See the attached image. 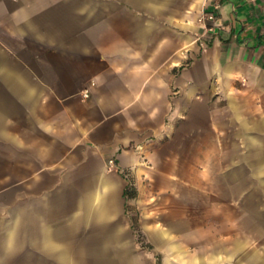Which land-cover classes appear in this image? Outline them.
Listing matches in <instances>:
<instances>
[{"label": "crops", "instance_id": "crops-1", "mask_svg": "<svg viewBox=\"0 0 264 264\" xmlns=\"http://www.w3.org/2000/svg\"><path fill=\"white\" fill-rule=\"evenodd\" d=\"M221 189L264 197V0H0V264H184Z\"/></svg>", "mask_w": 264, "mask_h": 264}, {"label": "rangeland", "instance_id": "rangeland-1", "mask_svg": "<svg viewBox=\"0 0 264 264\" xmlns=\"http://www.w3.org/2000/svg\"><path fill=\"white\" fill-rule=\"evenodd\" d=\"M237 192V191H236ZM261 191L253 190L248 195L234 197L232 191L219 190V223L206 221L216 215L210 207L203 204L189 203L187 206L188 222L181 223L188 230L187 239L175 237L181 247V254L172 253L171 258L181 256L185 263L199 261L201 257L207 259L216 249L224 250L227 246L238 240L246 243L248 248H264V231L258 221H255L249 213L252 205L264 208V197ZM195 197L201 199V195ZM234 197V198H233ZM193 258V259H192Z\"/></svg>", "mask_w": 264, "mask_h": 264}, {"label": "built area", "instance_id": "built-area-1", "mask_svg": "<svg viewBox=\"0 0 264 264\" xmlns=\"http://www.w3.org/2000/svg\"><path fill=\"white\" fill-rule=\"evenodd\" d=\"M207 17H208L209 19H212V18H213V14H212V13H211V14H208ZM81 96H82L83 98H86V97L89 96V90H88V88H84V89L82 90V92H81ZM108 164H109L110 166H114V161H113L112 159H109V160H108Z\"/></svg>", "mask_w": 264, "mask_h": 264}]
</instances>
